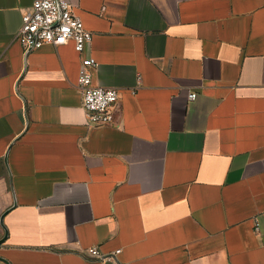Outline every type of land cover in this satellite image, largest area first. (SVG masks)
<instances>
[{
	"label": "crops",
	"instance_id": "0c3cea01",
	"mask_svg": "<svg viewBox=\"0 0 264 264\" xmlns=\"http://www.w3.org/2000/svg\"><path fill=\"white\" fill-rule=\"evenodd\" d=\"M70 1L115 120L0 0V264H264V0Z\"/></svg>",
	"mask_w": 264,
	"mask_h": 264
},
{
	"label": "built area",
	"instance_id": "2783aa9c",
	"mask_svg": "<svg viewBox=\"0 0 264 264\" xmlns=\"http://www.w3.org/2000/svg\"><path fill=\"white\" fill-rule=\"evenodd\" d=\"M16 37L26 52L44 44L57 46L70 40L74 42L78 52H87L82 57L78 86L82 92V106L86 111L88 124L97 126L114 122L120 91L116 87L94 83L93 75L99 63L88 53L93 33L75 12L70 0H33L22 14V24ZM196 95V92L189 93L190 99ZM259 228V222L255 219V230L259 231ZM120 251L121 248H117L106 254L97 245L87 248L90 256L100 259L116 258Z\"/></svg>",
	"mask_w": 264,
	"mask_h": 264
}]
</instances>
